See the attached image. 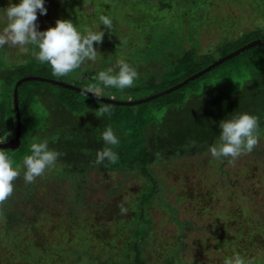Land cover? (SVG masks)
Segmentation results:
<instances>
[{
	"label": "trees",
	"instance_id": "trees-1",
	"mask_svg": "<svg viewBox=\"0 0 264 264\" xmlns=\"http://www.w3.org/2000/svg\"><path fill=\"white\" fill-rule=\"evenodd\" d=\"M209 1L51 0L50 3L51 16L71 19L81 31L96 24L97 20L95 24L88 22L90 17L97 19L104 14L113 19L111 30L104 29L102 41L106 51H103V65L120 58L134 65L146 64L150 58L162 61L159 71L138 74L134 87L118 90L100 86L102 91L99 94L104 97L135 100L180 82L251 40L264 41V26H255L234 37L223 38L206 53L201 51L198 30L209 17ZM239 1L242 4L249 2L264 16V0ZM86 4L93 10L92 13L84 8ZM185 17L189 18L188 29L181 35L180 22ZM120 18L125 20L123 31L118 30ZM100 27L103 28L102 25ZM104 69V66L95 70L80 67L72 72L73 81L68 82L63 77L52 75L50 67L36 61L31 54H27L21 62L1 66L0 79L4 83V90L0 101V140L5 136L3 142L8 141L15 134L16 114L12 91L19 78L35 75L85 89L96 84L91 76ZM105 104L111 107V113L97 117L98 107ZM17 106L19 144L0 149L13 154L14 159L20 162L24 155L29 154L32 141L46 139L49 147L59 151L61 156L53 167L46 170L48 174L42 177L55 185L57 194L62 192L57 181L69 179L71 193L66 200L73 206L66 220L59 223L47 217L40 221L24 219L18 204L23 200L36 199L38 189L35 182L25 183L20 176L17 177L13 182L12 195L0 203V264H81L86 253L93 251V244L84 239L87 234H93V239L101 242L106 239L111 241V232H119L121 224L124 226L125 223L129 230H124L126 235L120 247L124 254L113 257L109 250L104 252L105 255L96 252L93 259L96 261L97 258L99 264H204V260L195 257L187 260L181 255L186 249L184 235L191 229L202 231L201 242L194 241L210 246L212 253L219 258L216 264H226L236 255L243 256L250 264H264V247L256 249L254 245L255 239L259 238L264 245L262 221L246 220V227L241 224L240 218L243 219L239 217L238 210L226 212L225 209L215 210L208 206L200 207L196 213L206 214V210L208 215L217 213L216 217L220 219L218 223L194 226V220H181L177 214L178 208L171 198L163 194L168 185L159 179L153 169L154 166L168 167L177 162L182 166L193 163L200 154L218 142V122L228 114L242 111L259 117L258 141L262 142L256 144L251 152L243 153L247 158L243 162L244 170L239 169L242 176L235 178L234 182L239 184L255 166H261L264 162L263 44L249 46L179 87L138 103H114L78 89L30 78L22 80L17 86ZM109 125L120 140L114 149L119 159L116 163L104 161L97 164L96 153L105 147L100 136ZM219 161L221 164L211 165L221 172L230 158ZM92 171L133 173L142 180L143 187L128 204L131 214L123 218V222L117 223V218H107L109 213L106 219L102 218L99 212H91L94 206L86 208V202L81 200L85 195L83 183ZM225 174L230 177L227 170ZM47 180L44 183L48 191L55 194ZM203 187L201 185V191ZM182 190L184 194H177L179 199L191 202L197 198L195 189ZM202 194L206 197V194ZM155 200L167 209L177 226L176 242L168 249L151 246L152 217L148 214V207L155 204ZM79 205L81 207L77 209ZM35 212L37 214L40 210L37 208ZM41 224H46L48 231L43 230Z\"/></svg>",
	"mask_w": 264,
	"mask_h": 264
},
{
	"label": "rangeland",
	"instance_id": "rangeland-1",
	"mask_svg": "<svg viewBox=\"0 0 264 264\" xmlns=\"http://www.w3.org/2000/svg\"><path fill=\"white\" fill-rule=\"evenodd\" d=\"M50 1L51 0H45V8L47 9L46 14H37V26L40 30H43L50 25H54L55 20L57 19L55 16H51L52 8ZM13 2H15V0H13ZM7 3L8 0H0V7L7 6ZM242 3L239 0L209 1V17L198 30L201 51L212 48L216 42L223 38L234 37L235 35L255 26H264V16L249 2ZM84 8H86L89 13H92L93 11L87 4ZM188 19V17H185L180 22L181 35L187 32L189 23ZM96 20V17H90L88 22L91 24L96 22ZM119 21L120 27L118 30L123 31L125 28V23L123 21L125 20L120 18ZM5 24L6 21L0 19V30H2ZM186 43L185 46H187ZM105 46L106 45H104L103 41L98 45L94 43V47L98 51L96 61H86L80 67L84 70H95L101 66L107 68L114 65L115 60L104 65L102 63L104 57L103 51H106ZM27 54L28 53H22L17 46L5 45L3 48H0V67L6 64L9 65L21 62ZM130 64L136 68L138 74L143 75L146 72L159 71L162 67V61L153 60L152 58H150L146 64ZM63 79L71 82L73 81L74 76L70 73L64 76ZM3 90L4 83L0 79V101L3 98ZM261 142L258 141L257 145H260ZM245 159L247 158L244 154L240 155L234 161L224 165V171L218 172L214 168L216 166H212L211 164H221V162L211 157L209 150H207L200 154L196 161L187 166H182L177 162L170 164L168 167L165 165L154 166L153 169L157 173L159 179L168 185V189L165 190L163 194L169 199L171 198L172 203L178 208L177 214L179 219L187 222L194 220V226H199L201 223L214 225L220 220L216 217L217 213H211L208 215V210L205 212L207 216L206 214L196 213L199 211L200 207L208 206V208L215 210L219 208L222 210L225 209L226 212L227 210L235 212L238 210L239 217L241 216L243 219L241 220L240 218L241 224L247 227V221L249 220L252 222L257 221L259 223L262 221L264 223V162L262 161L261 166H255L256 168L254 167L250 174L247 176L245 175L242 182L236 184L234 179H238V177L242 176L239 175V169L244 170L243 162H245ZM226 170L229 172V178L225 174ZM45 174L48 173H44V175ZM20 177L23 179L22 174ZM46 180L45 177H37L34 180L35 186H37L38 189V192L35 194L37 198L32 201H20L18 206L22 210L23 218L28 221H40L42 218L45 219L47 217L55 223L62 222L63 220H66L65 218L73 206L72 204V206L69 205L66 200L69 197V193H71L69 179L63 178L57 181L60 190L63 192L58 194L54 190L56 189L55 185L47 180L55 194L48 191V187L44 183ZM201 185L204 186L202 191ZM142 187V180L139 176L134 175L133 173L124 174L117 171H92L89 173L87 180L83 183L82 188L85 190V195H83L81 200L86 202V208H88L89 205L94 206L95 210L93 209L91 212H99L104 219H106L107 214L109 213L107 218H117L116 222L121 223V221L123 222L124 219L131 214L128 204L132 201L134 194ZM182 188L185 190L195 189L197 198L191 202L184 201L182 198L179 199V195L177 194H184ZM201 193L206 194V197L203 196V194L200 195ZM80 207L81 206L79 205L77 209H80ZM122 207L126 209V211L122 212ZM37 208L40 212L36 214L35 211ZM202 210L205 211L204 208ZM244 212L247 213L246 216H244ZM148 214L152 217L151 233L153 234V241L151 246L153 245L154 247L156 245L160 250L170 248L172 244L176 242L177 226L175 220H171L167 209L164 208L162 204L158 203V201L148 207ZM121 218L122 220H120ZM225 221H228V219ZM121 226L122 228L119 229V232L117 230L111 232L109 235L111 241H107L108 239H106L101 242L100 240L93 239V234H87L84 239L85 241H88L90 245L93 244V251H90L91 253H86V256L81 260V264H99L97 258L96 261L94 260L95 258L93 259L96 252L98 254H103L106 250H109V254L113 257L123 255L124 251L121 250L120 247L123 243V238L126 235L124 230H129V227L128 224L126 226V223L124 226L121 224ZM40 227H43L42 229L45 231H48L49 228L46 224H41ZM201 235L202 231H199L198 229H191L188 232L186 231L183 238L186 249L181 252L182 257L187 260L195 257L196 259L204 260V264L218 263L219 261L217 262V260H219V258L212 253L209 245L203 242L201 245L195 243V241L201 242ZM260 239L261 238L255 239L254 241L256 249H262V247H264L259 241ZM241 245L245 246L243 243H241ZM261 252H263V250ZM103 255H105V253Z\"/></svg>",
	"mask_w": 264,
	"mask_h": 264
},
{
	"label": "clouds",
	"instance_id": "clouds-1",
	"mask_svg": "<svg viewBox=\"0 0 264 264\" xmlns=\"http://www.w3.org/2000/svg\"><path fill=\"white\" fill-rule=\"evenodd\" d=\"M45 0H8L7 6L0 7V19L6 21L0 30V48L5 45L17 46L22 53L31 54L36 61L47 64L52 75L64 77L80 68L86 61H96L98 45L102 42L104 29L111 30L113 19L101 14L94 26L84 31L78 29L71 19L57 18L54 25L40 30L37 26V14H46ZM103 26L101 28L100 26ZM211 49H205L208 52ZM138 72L128 61L120 58L114 65L98 71L91 76L95 85L86 87L97 96L104 89L131 88L135 86ZM104 97V96H103ZM97 117L111 113V107L105 104L98 107ZM218 142L209 147L211 157L221 160L230 158L234 161L242 153L251 152L259 140L260 119L255 114L242 111L228 114L218 122ZM105 147L96 153V163L104 161L116 163L119 159L114 150L120 143L116 131L110 125L105 127L100 136ZM5 136L0 142H3ZM61 153L49 147L46 139L34 140L29 145V154L20 162L4 149H0V203L8 199L14 188V181L21 175L25 183H32L42 176L47 169L55 165ZM121 211H126L123 207ZM226 264H250L243 256L236 255Z\"/></svg>",
	"mask_w": 264,
	"mask_h": 264
},
{
	"label": "water",
	"instance_id": "water-1",
	"mask_svg": "<svg viewBox=\"0 0 264 264\" xmlns=\"http://www.w3.org/2000/svg\"><path fill=\"white\" fill-rule=\"evenodd\" d=\"M255 44H263L264 45V41H261L259 39L251 40V41L247 42L246 44L240 46L239 48L229 52L228 54L220 56L219 58H217L216 60H214L213 62H211L207 66H205L204 68L194 72L193 74H191L188 77L184 78L180 82H177L176 84H174V85H172L170 87H167V88H165L163 90L157 91V92L149 94V95H147V96H145L143 98H139V99H135V100H116V99H113L112 97L97 96L96 94L91 93L90 91H86V90L84 91V88H80V87L75 86V85H73L71 83H67V82L61 81V80L50 79V78H45V77H40V76H35V75L23 76V77L19 78L15 82V85H14V88H13V91H12L13 102H14V107H15V114H16V130H15V134L10 140L5 141V142H0V148H13V147H16L19 144L20 121H19L18 106H17V86L24 79L32 78V79L47 80L49 82H53V83H56V84H61L63 86H67V87H70V88L81 90V91H83V92H85L87 94H90L92 96L98 97V98L106 100V101L114 102V103H119V104L138 103V102H141L143 100H148L150 98H153V97H156L158 95L164 94L166 92H169V91L179 87L180 85L184 84L188 80L193 79L197 75L203 73L204 71H206V70L210 69L211 67H213L214 65L218 64L222 60L234 55L235 53H237V52H239V51H241V50H243V49H245V48H247L249 46L255 45Z\"/></svg>",
	"mask_w": 264,
	"mask_h": 264
}]
</instances>
